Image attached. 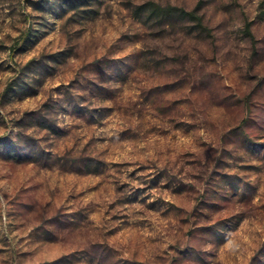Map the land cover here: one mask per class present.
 Wrapping results in <instances>:
<instances>
[{
  "label": "rangeland",
  "instance_id": "obj_1",
  "mask_svg": "<svg viewBox=\"0 0 264 264\" xmlns=\"http://www.w3.org/2000/svg\"><path fill=\"white\" fill-rule=\"evenodd\" d=\"M0 264H264V0H0Z\"/></svg>",
  "mask_w": 264,
  "mask_h": 264
},
{
  "label": "trees",
  "instance_id": "obj_2",
  "mask_svg": "<svg viewBox=\"0 0 264 264\" xmlns=\"http://www.w3.org/2000/svg\"><path fill=\"white\" fill-rule=\"evenodd\" d=\"M153 11L159 15H169V14H180V16H188L191 18H195L197 16L196 12H187L185 10L179 9L177 7H161V6H155V9ZM199 20L200 26H203V22L201 19Z\"/></svg>",
  "mask_w": 264,
  "mask_h": 264
}]
</instances>
